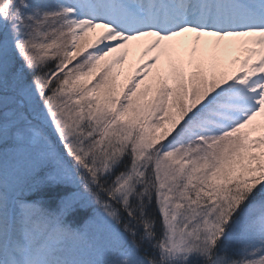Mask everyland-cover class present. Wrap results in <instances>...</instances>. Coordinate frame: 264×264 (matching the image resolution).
<instances>
[{"label":"snow or ice","instance_id":"1","mask_svg":"<svg viewBox=\"0 0 264 264\" xmlns=\"http://www.w3.org/2000/svg\"><path fill=\"white\" fill-rule=\"evenodd\" d=\"M0 264H264V0H0Z\"/></svg>","mask_w":264,"mask_h":264},{"label":"rangeland","instance_id":"2","mask_svg":"<svg viewBox=\"0 0 264 264\" xmlns=\"http://www.w3.org/2000/svg\"><path fill=\"white\" fill-rule=\"evenodd\" d=\"M133 47H134V57H130L129 62L125 64V71H131L130 64L132 63V60L133 59H135V60L139 59L140 50H139V48H136L135 46H133ZM7 174H8V172H7V161H6V163H5V175L7 176Z\"/></svg>","mask_w":264,"mask_h":264},{"label":"trees","instance_id":"3","mask_svg":"<svg viewBox=\"0 0 264 264\" xmlns=\"http://www.w3.org/2000/svg\"><path fill=\"white\" fill-rule=\"evenodd\" d=\"M74 63H75V61H74ZM67 191H71V189H67Z\"/></svg>","mask_w":264,"mask_h":264}]
</instances>
